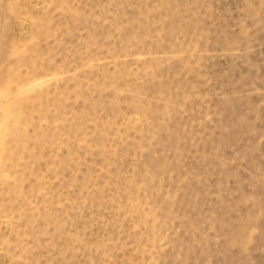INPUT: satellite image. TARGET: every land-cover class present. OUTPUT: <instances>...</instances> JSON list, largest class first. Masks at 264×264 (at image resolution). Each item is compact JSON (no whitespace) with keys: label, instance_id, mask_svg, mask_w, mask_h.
I'll list each match as a JSON object with an SVG mask.
<instances>
[{"label":"rangeland","instance_id":"obj_1","mask_svg":"<svg viewBox=\"0 0 264 264\" xmlns=\"http://www.w3.org/2000/svg\"><path fill=\"white\" fill-rule=\"evenodd\" d=\"M0 264H264V0H0Z\"/></svg>","mask_w":264,"mask_h":264},{"label":"bare ground","instance_id":"obj_2","mask_svg":"<svg viewBox=\"0 0 264 264\" xmlns=\"http://www.w3.org/2000/svg\"><path fill=\"white\" fill-rule=\"evenodd\" d=\"M42 81H43V80H42ZM42 81H40V82H42ZM45 81H46V80H45ZM45 81H44V84L47 83V81H46V82H45ZM38 83H39V82H38ZM42 84H43V83H42ZM37 85H38V84H37ZM39 85H40V84H39ZM39 85H38V86H39ZM38 86H36V87H38ZM31 87H32V88H28V91H29V90H30V91H31V90H34V89L36 88L35 85H32Z\"/></svg>","mask_w":264,"mask_h":264}]
</instances>
